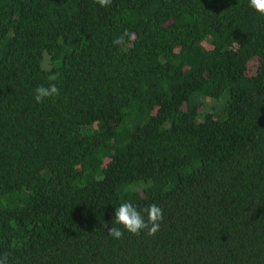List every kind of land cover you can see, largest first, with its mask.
Wrapping results in <instances>:
<instances>
[{
  "label": "trees",
  "instance_id": "1",
  "mask_svg": "<svg viewBox=\"0 0 264 264\" xmlns=\"http://www.w3.org/2000/svg\"><path fill=\"white\" fill-rule=\"evenodd\" d=\"M125 201L160 230L109 235ZM0 264H264V15L0 0Z\"/></svg>",
  "mask_w": 264,
  "mask_h": 264
},
{
  "label": "clouds",
  "instance_id": "2",
  "mask_svg": "<svg viewBox=\"0 0 264 264\" xmlns=\"http://www.w3.org/2000/svg\"><path fill=\"white\" fill-rule=\"evenodd\" d=\"M101 7H107L112 0H96ZM249 5L256 12L264 15V0H249ZM127 30L113 41L116 45H122L127 37H130ZM58 74L48 76L49 81H56ZM35 100L37 103L43 102L47 98H53L60 94V90L55 83L48 86L40 85L35 90ZM142 213L147 214V219ZM114 219L111 221L112 226L107 225V232L116 239L123 236L124 231L133 235H140L141 231H146L149 236L155 235L160 230L163 221V209L157 204L152 203L145 208L138 209L133 203L125 201L114 210ZM117 225H122L123 230Z\"/></svg>",
  "mask_w": 264,
  "mask_h": 264
},
{
  "label": "rangeland",
  "instance_id": "3",
  "mask_svg": "<svg viewBox=\"0 0 264 264\" xmlns=\"http://www.w3.org/2000/svg\"><path fill=\"white\" fill-rule=\"evenodd\" d=\"M43 65H44L45 67H48V65H49V59H48V57H46V58L44 59V61H43Z\"/></svg>",
  "mask_w": 264,
  "mask_h": 264
}]
</instances>
